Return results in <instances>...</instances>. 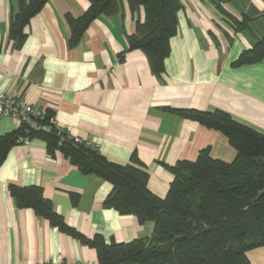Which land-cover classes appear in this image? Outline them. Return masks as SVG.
I'll return each instance as SVG.
<instances>
[{
    "label": "crops",
    "instance_id": "crops-1",
    "mask_svg": "<svg viewBox=\"0 0 264 264\" xmlns=\"http://www.w3.org/2000/svg\"><path fill=\"white\" fill-rule=\"evenodd\" d=\"M177 33L165 71L157 76L146 53L129 49L144 9L133 12L127 0L113 16L92 22L76 47L68 44L67 13L82 15L88 0H48L26 27L17 46L10 38L17 0H0V90L13 92L56 122L91 143L109 160L127 164L135 153L150 174L148 188L165 197L174 175L164 165L195 160L209 147L227 162L236 150L224 134L165 109H222L264 133V60L232 65L244 50L264 37V0H233L224 9L249 24L236 31L214 0H181ZM123 53V59L120 55ZM19 123L0 116V135ZM40 186L53 209L87 237L130 242L149 237L154 223L106 208L112 189L105 179L82 173L62 153L51 155L47 143L33 138L13 146L0 166V264L97 263V252L53 226L31 208H19L9 185ZM73 194L78 196L74 201ZM264 264V246L247 253Z\"/></svg>",
    "mask_w": 264,
    "mask_h": 264
},
{
    "label": "trees",
    "instance_id": "trees-1",
    "mask_svg": "<svg viewBox=\"0 0 264 264\" xmlns=\"http://www.w3.org/2000/svg\"><path fill=\"white\" fill-rule=\"evenodd\" d=\"M89 8L80 16L66 14L71 29L68 41L76 47L92 22L101 16H113L122 10V0H88ZM218 9L236 31L247 27L250 18L242 20L227 12L223 4L233 0H214ZM18 11L12 14L9 35L17 46L24 44L26 27L48 0H17ZM135 12L144 9L145 18L137 21L136 31L128 37L129 49H140L149 58L155 75L165 71L170 40L177 33L181 0H127ZM123 59V53L120 55ZM264 60V37L244 50L232 63L234 67ZM178 115L220 131L237 154L232 162L211 155L210 148L199 152L195 160H179L163 165L174 180L165 197L148 188L150 174L137 155L121 164L109 160L93 144H78L68 138L64 129L52 126L49 131L25 125L0 135V166L10 149L19 144L20 136L41 138L48 152L62 153L85 174L97 175L112 184L104 206L120 214L135 215L141 224L154 223L149 237L130 242H107L103 235L90 238L68 225L57 213L40 186L9 185L10 195L19 208H31L63 232L79 239L97 252V264H252L247 253L264 246V133L243 123L229 112L216 109H173ZM53 111L46 110L47 122ZM74 201L78 196L73 194Z\"/></svg>",
    "mask_w": 264,
    "mask_h": 264
},
{
    "label": "built area",
    "instance_id": "built-area-1",
    "mask_svg": "<svg viewBox=\"0 0 264 264\" xmlns=\"http://www.w3.org/2000/svg\"><path fill=\"white\" fill-rule=\"evenodd\" d=\"M46 110L36 108L34 105L26 101L23 97L13 92H6L0 90V116L11 117L15 119L19 126L25 125L29 128L36 130L49 131L52 126H56L58 129L63 131L65 128L59 126L56 122L55 116H51L49 123L40 122L45 118ZM67 131L68 138L73 139L78 144L86 143L93 144L99 149V144L91 143L90 141L76 136L69 130ZM31 141L28 136H20L18 138L19 144H27ZM67 264V263H58ZM68 264H97L95 262H82V261H71Z\"/></svg>",
    "mask_w": 264,
    "mask_h": 264
}]
</instances>
